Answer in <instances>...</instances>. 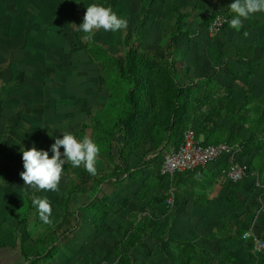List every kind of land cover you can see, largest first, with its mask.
Wrapping results in <instances>:
<instances>
[{
  "label": "rangeland",
  "instance_id": "374dc122",
  "mask_svg": "<svg viewBox=\"0 0 264 264\" xmlns=\"http://www.w3.org/2000/svg\"><path fill=\"white\" fill-rule=\"evenodd\" d=\"M221 1L223 11L234 2ZM203 2L0 0V264H264L263 257L251 254L242 245L245 242L241 235L247 230L241 228V210L235 203L222 201L217 212L220 217L214 221L209 218L206 223L188 224L192 217H184L186 212L180 211L183 205L166 208L158 198V202L153 201L154 216L147 217L140 201L123 203L114 210L117 206L113 201L107 204L103 197L106 203L95 206L98 214L90 209L91 218L82 216L83 223L76 224V213H67L68 199L80 194L93 178L83 166L66 163L56 192L24 186L20 178L24 171L23 150L34 146L48 151L51 157V145L64 133L71 132L78 140L84 136L92 139L94 119L112 123L117 119L120 109L108 105L109 93L104 84L116 78L114 66L106 61L95 64L87 48L97 43L107 51L109 60L124 63L125 35L130 40L138 35L148 55L172 62L177 72L191 63L193 76L214 73L211 78L217 84L215 88L233 86L230 103H250L253 117L264 121V98L251 92L259 84H252L247 73L257 69L255 76L261 78L264 72V13L243 20L239 31L226 28L222 37L209 39L205 22L197 25L196 18L204 13L208 16L215 0L205 4L211 6L209 9ZM93 3L110 6L118 17L127 20V29L95 30L93 39L85 40L86 34L71 24H82L87 7ZM184 23L196 25L194 31L188 35L181 32ZM185 35L187 38L180 42ZM246 88L249 91L243 95ZM253 106L257 110H252ZM192 126L195 131L197 121ZM92 140L100 150L97 157L110 151L106 158L113 165L114 148L104 145L103 140ZM166 148L161 150L160 158ZM60 151L63 153V148ZM109 173L114 170L110 168ZM103 188L99 187L96 197ZM34 197L50 201V223L41 221L32 204ZM252 197L256 209H260L258 196ZM80 198L74 201H88ZM73 208L78 210V206ZM186 243L193 245L188 248Z\"/></svg>",
  "mask_w": 264,
  "mask_h": 264
},
{
  "label": "crops",
  "instance_id": "0c3cea01",
  "mask_svg": "<svg viewBox=\"0 0 264 264\" xmlns=\"http://www.w3.org/2000/svg\"><path fill=\"white\" fill-rule=\"evenodd\" d=\"M203 1L204 8L206 9L208 6L205 7V4H209L211 0ZM221 2V0H215L208 16L204 13V15L200 16L201 18H196L197 25H202L203 22L206 21L205 18H208L211 15L215 4ZM202 5L201 7L203 8ZM194 6H196V3ZM210 7L211 6H209L208 9ZM199 9H201L200 6ZM225 9L232 13L229 7H225ZM205 25L202 26L207 32L209 25L207 27ZM182 26L183 28H181V32L184 31V34L187 32L186 35H188L189 32L194 31L196 25L184 23ZM226 28H228L227 25L223 28L222 32L216 36L222 37V33ZM228 31L235 32L236 30L229 26ZM186 38L187 37L181 38L182 41L180 42H184ZM210 42L211 41H209V44ZM186 68V73L193 81L192 83L200 86V102L197 104L200 111H213L215 113L213 122L203 123L204 121L202 119L196 120V128L201 129L199 132L197 131L196 136L202 139L205 143H239L244 145L243 153L239 156L238 162L244 163L248 166L246 177L238 184L229 182L224 174V166L227 165L222 158L193 173L181 172L175 174L173 177H161L159 173L161 168L160 164L165 155L161 158L159 156L162 154L161 150L164 149V145L155 149V146L146 140L139 142L131 148H125L120 154L117 146L114 145L112 146L114 148L112 153L113 165H111L106 158V155L111 152L107 151V153H105L104 151V153H101L96 160L97 164H95V167L97 166V172L96 175L93 176L92 181L86 185V187L81 189L80 194H76L75 190H71L75 193V196L72 195L74 197L71 196L69 199L67 198L70 202L67 207V213L68 215L76 213V224L83 223L82 216L87 219L91 218L92 213L90 212V209L98 214V208L96 207L99 206L97 204L99 202L106 203V201L103 200V197L107 198V204H110L113 201L112 204L117 206H113L114 210L121 208L123 203L127 204L131 202L130 204L132 205L133 202L136 203L140 201L142 202V208L147 210V217L154 216V212L152 211V207H154L153 201L158 202L159 199H161L166 208L172 206L180 208V206L183 205L185 208L179 210L186 212L184 217H192L188 224L206 223L209 218L214 221L216 216H219L217 215L218 209L220 208L219 204L223 201L225 203L237 204L238 211L241 210L239 211V219L241 228L244 231L253 230L260 234V236H264V133H254L250 130V128L253 127L251 125L258 124L259 121L257 118L255 119V116L251 113L250 103L245 104V102H243L240 105H233L230 103L234 96L233 86L227 84L228 86H231V88L226 89L219 86L215 88L217 84L214 83V80L211 78L214 73L209 72L198 77L192 75L191 63H188ZM257 71V69H254V71L247 72L250 76L249 79H252V82H250L252 84H259L253 90L251 89V92H253V94L259 93V95H261L260 98H264V87H262V84H264V72L261 78H258L260 75L255 76ZM221 84L222 83L218 82V85ZM247 90V88L244 89L242 94L245 95ZM206 97H209L208 102L204 101ZM255 109L257 110V107L253 106L252 110ZM228 111L232 113H228ZM99 116H103V113H99ZM99 120L103 121L101 118H99ZM103 122H108L107 124L114 126L116 120L113 123L111 121ZM191 128L193 129V126H191ZM97 141L102 142V140ZM104 145L108 146L109 143L104 142ZM168 146L166 148L167 150ZM99 163L101 165L103 164V167ZM110 168L114 170V173H109ZM103 173L113 174V179L103 181L99 184L98 188H96L98 183L101 182V179L99 178ZM74 182H76V180H74ZM104 184L107 185L106 188H103ZM99 187L104 190H102L101 194H98L96 197V192L101 190ZM106 191L109 194H104ZM253 191L257 194H253ZM76 195L81 197V201L85 200V198H87L88 201L86 203L78 200L74 201V198L77 197ZM139 195L142 196L139 197ZM255 195L258 196L260 200V209H256V202L252 197ZM168 197L172 198V204L170 206L165 203ZM73 206H78V210L75 211L76 208H73ZM161 206L163 207V205ZM244 242L245 243L242 244L243 247H247L248 252L255 254L252 246L249 247L250 243L248 241ZM239 243L240 241L237 240V244ZM190 244L193 245L192 243Z\"/></svg>",
  "mask_w": 264,
  "mask_h": 264
},
{
  "label": "trees",
  "instance_id": "16d2710c",
  "mask_svg": "<svg viewBox=\"0 0 264 264\" xmlns=\"http://www.w3.org/2000/svg\"><path fill=\"white\" fill-rule=\"evenodd\" d=\"M218 4L223 3L215 4L214 10L205 21L206 27L213 21ZM222 13L228 19L226 25L229 28V21L235 14L227 9ZM139 38L136 35L134 40H130L128 35L124 36V63L118 59L109 60L107 51L101 49L97 43L87 48L92 62L100 65L106 61L114 66L116 78L113 83L107 80L104 84L109 93L108 105L120 109L114 126L93 120L92 139L103 140L111 146L116 145L119 154L125 148H131L146 140L155 146L154 148L168 146V143L171 144L170 149L176 148L181 133L191 127L194 121L202 119L203 123H209L213 122L215 116L213 111H200L197 105L200 102V86L192 83L186 73L187 68H180L183 74L176 71L178 69L172 62L148 55ZM204 101L208 102L209 97ZM251 126L253 127L250 130L254 133H264V121ZM199 130L201 129L196 128V135ZM163 160L164 158L160 166ZM226 168L227 166H224V169ZM110 179H113V174L103 173L96 188L103 181ZM186 246L192 247L189 243H186Z\"/></svg>",
  "mask_w": 264,
  "mask_h": 264
},
{
  "label": "clouds",
  "instance_id": "9594fccd",
  "mask_svg": "<svg viewBox=\"0 0 264 264\" xmlns=\"http://www.w3.org/2000/svg\"><path fill=\"white\" fill-rule=\"evenodd\" d=\"M229 8L235 14L229 21V26L239 31L243 26V20L252 14L264 13V0H234ZM71 25L77 31L86 34L83 37L85 40H92L95 30L103 29L106 32L126 30L127 20L118 17L110 6L93 3L87 7L83 23L79 26L75 23ZM244 35L247 36L248 33L245 32ZM61 148L63 153L60 151ZM50 151L51 157L48 151L37 150L34 146L22 151L24 171L20 173V178L24 186L41 191H58L64 166L69 162L73 167L83 166L89 174L96 175L95 164L100 150L90 137L84 136L82 140H78L73 133L66 132L61 139L55 140ZM2 182L0 177V183ZM32 204L37 208L41 221L50 223L52 206L47 197H34Z\"/></svg>",
  "mask_w": 264,
  "mask_h": 264
},
{
  "label": "built area",
  "instance_id": "2783aa9c",
  "mask_svg": "<svg viewBox=\"0 0 264 264\" xmlns=\"http://www.w3.org/2000/svg\"><path fill=\"white\" fill-rule=\"evenodd\" d=\"M220 6L218 4L213 21L207 29L209 39L220 34L228 22ZM242 153L243 146L239 143H205L196 136L191 127H188L182 132L177 147L166 152L160 168V176L173 177L176 173L194 172L222 158L227 165L224 170L226 179L237 184L246 177L248 172V166L238 162ZM166 204L169 206L172 204L171 197L167 198ZM241 239L248 241L254 252L264 259L263 239L257 237L252 231L243 233Z\"/></svg>",
  "mask_w": 264,
  "mask_h": 264
}]
</instances>
